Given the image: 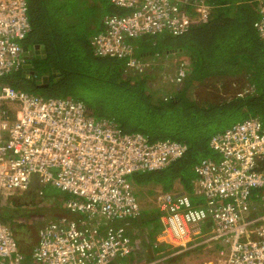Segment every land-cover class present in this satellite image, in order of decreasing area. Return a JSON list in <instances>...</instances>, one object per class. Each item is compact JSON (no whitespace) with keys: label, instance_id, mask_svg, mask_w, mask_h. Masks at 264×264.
I'll return each mask as SVG.
<instances>
[{"label":"built area","instance_id":"1","mask_svg":"<svg viewBox=\"0 0 264 264\" xmlns=\"http://www.w3.org/2000/svg\"><path fill=\"white\" fill-rule=\"evenodd\" d=\"M256 1L254 27L264 41V0ZM110 2L123 13L103 16L90 40L94 54L121 59L139 74L152 66L135 55L134 39L180 35L206 22L211 9L204 0ZM29 31L26 0H0V77L22 68L21 41ZM187 67L181 58L170 81L180 83ZM208 143L217 159L193 166L195 200L183 192L154 194L159 241L184 253L214 248L210 264H264V194H253L264 189V126L247 117ZM186 150L181 141L123 132L114 119L94 118L80 100L0 85V205L12 189L25 192L36 183L41 198L49 184L67 193L61 208L68 213L37 229L27 257L0 218V264H156L159 257L128 262L127 225L141 214L129 177L163 169Z\"/></svg>","mask_w":264,"mask_h":264},{"label":"trees","instance_id":"2","mask_svg":"<svg viewBox=\"0 0 264 264\" xmlns=\"http://www.w3.org/2000/svg\"><path fill=\"white\" fill-rule=\"evenodd\" d=\"M204 1L211 6L206 22L192 23L180 35L160 33L132 41L135 55L142 59L149 53L165 57H171L168 55L172 53L187 56L189 62L182 81L177 85L170 82V86L164 87L154 85L155 79H152L157 70L139 74L127 70L121 59L95 55L88 35L76 31L78 23L65 20V0H50V3L47 0H26L30 31L21 44L41 45L47 61L52 57L48 51L58 45L72 49L68 40L71 35L82 53L78 48L64 49L59 56L66 57L69 66L63 65L64 60L57 61L55 70L62 77L54 73L50 77H57L56 80L49 77L46 86L38 87L26 81L21 75L22 68L0 77V85L7 84L44 97L80 100L94 118L114 119L123 132H140L150 140L184 142L187 146L184 155L165 168L136 172L129 178L132 187L155 184L163 191L174 190L172 187L177 183L180 186L178 191L194 199L196 175L193 166L202 158L217 159V154L209 147L210 137L247 117H258L264 126V41L254 27L258 17L257 1ZM53 4V9L49 10ZM104 13L121 14L123 10L109 2ZM179 56L176 63L181 59ZM69 62L75 67L71 68ZM74 84L104 85L108 88L104 100L109 103L83 100L68 91ZM215 113L225 116L228 121L219 129L207 131L206 126L216 117ZM262 193V188L253 190L254 195ZM255 198L259 201L258 197ZM257 207L262 210L259 203ZM0 214L6 215L7 211L2 209ZM13 214L22 216L21 213ZM157 217L143 219V223ZM24 253L27 257V249Z\"/></svg>","mask_w":264,"mask_h":264},{"label":"rangeland","instance_id":"3","mask_svg":"<svg viewBox=\"0 0 264 264\" xmlns=\"http://www.w3.org/2000/svg\"><path fill=\"white\" fill-rule=\"evenodd\" d=\"M87 1L88 0H65V20L70 21L73 24L78 23L77 25H75L77 32L78 30H80V28L84 27L85 21H87V24H89L91 28L94 27L97 24L101 15L104 14L106 7L109 4L108 0H99L100 2L98 4H89L87 3ZM69 30L70 28L68 27L67 31ZM69 36L70 38H68V40H70L72 49L65 48L62 45H58L57 47H54L50 51H48L52 55L51 59L46 61L45 59L41 58L35 63L37 64V69H39L38 72L45 71L47 73L48 81V78L54 73L57 74V77H62L58 74V71L55 70V63L57 61L64 60L66 62H64L63 65L69 66L67 58L59 56L60 54H63L64 49H67L69 51L73 50L74 48H78V52L82 53L81 49L79 48L80 45L76 43V39L72 38L73 36L71 35ZM57 37L58 36H56V38ZM151 41L152 40H149V43H151ZM170 55L172 56L171 58L169 57V60L165 56H158V54H156L155 56H158L157 63L164 58L166 59V65L168 64L167 62L170 61L167 67L168 69L165 70L157 68L156 64L151 63L150 61V65L152 66L153 70L151 69L149 72H154L155 70H158L156 77L154 76V78L152 79L153 81L155 79V86L162 85L164 87H168L171 84L170 76L174 75L176 68V54L172 53ZM70 66L71 68L75 67V64L70 63ZM57 77L50 78L53 81ZM173 85L177 84L173 82ZM68 91L72 92L78 97H81L83 100L89 103H98L99 101H105V104L109 103L108 101L104 100L103 96L104 94H107L108 88L101 84L98 87L74 84L69 87ZM215 114L216 117L209 120L210 122H208L206 126L207 131L219 129L223 126L225 122L228 121L225 116L221 117L219 113ZM132 188L134 194L136 193L135 196L140 204L142 213L137 219L129 221L127 225V233L132 239V254L134 251V254L129 258L128 262H143L159 257L158 259L160 260L156 264H210L209 262H213L214 259H216V253L214 248L201 247L199 249L191 250L185 253L175 251V249L171 247H167V249L161 248L158 251L154 250L153 230L154 228L159 229L161 223L159 219L155 221L150 220L149 223H143V219H148V217H151L152 215L156 216L155 213L157 212V209L155 208L154 194L161 193L163 190L160 188L159 185L155 184H142L136 188ZM172 188L174 190H170L167 192L178 191V189H180V186L175 183ZM42 191V199L37 197H28V201L31 200L30 203H27L26 199H24L25 196L23 195V192L17 189H12L6 193V195L9 196L18 195L17 197H20L18 198L19 203H17L16 206L12 203L11 199H9L10 207L8 209L11 214L15 212L22 214V216L17 215V221L20 220V222H26V224H23V226L26 225V228H23L24 232L26 233L23 238H21V236L23 235H21L19 233V230L17 229L19 228V225H17L18 222H16V228L15 231H13L15 237L21 238L22 241H20V243L26 249H28L27 247H30L31 244L35 242L36 231L40 226L48 223L51 220H54L59 215L68 214L63 208H61L62 200H65V198L67 197V193L65 191H61L60 189L55 188L49 184L45 185L42 188ZM0 218L3 221H7L10 226L12 225V222L9 220L10 218L8 219L7 215L0 214ZM152 225L154 228L152 227ZM168 253H170V255L162 258L163 255Z\"/></svg>","mask_w":264,"mask_h":264},{"label":"crops","instance_id":"4","mask_svg":"<svg viewBox=\"0 0 264 264\" xmlns=\"http://www.w3.org/2000/svg\"><path fill=\"white\" fill-rule=\"evenodd\" d=\"M49 3H50V0H47ZM57 2V1H56ZM56 2H54V3H56ZM100 1L99 0H88L87 1V3H89V4H93V3H95V4H98ZM109 2H110V0H109ZM111 3V2H110ZM112 4V3H111ZM53 7H54V4L51 6V8L49 9V10H52L53 9ZM105 15V13L104 14H102L101 15V17L99 18V20H98V22H97V24L94 26V27H92L91 28V26L89 25V24H87V21H85L84 22V27H82V28H80V30L83 32L82 34L83 35H88V39H89V41L91 40V38H92V36L94 35V34H96L99 30H101L102 29V18H103V16ZM85 33V34H84ZM145 47V46H144ZM143 47V48H144ZM144 50H147L146 49V47L144 48ZM149 53V52H148ZM156 56V54H154V55H151L150 53L149 54H147V55H145L144 57V59L148 62V64H150V61H151V63H155L156 64V67L157 68H159V69H162V70H165V69H168L167 67H168V65H169V63H170V61H168L169 63L166 65V63H165V61H166V59L164 58V59H162L160 62H158L157 63V59H158V56L157 57H155ZM168 56H172V55H168ZM178 54L176 55V60L178 59ZM183 57H186V61H187V63L189 62V59L187 58V56L185 55V56H179V58H183ZM171 58V57H170ZM167 59L169 60V57H167ZM176 66H177V63H176ZM23 71V70H22ZM157 72H158V70H157ZM36 186H37V184L35 183L34 185H31V187L28 189V190H30L31 189V191H32V194H31V197H37L38 198V195H37V193H36ZM175 192H180V190L179 191H174L173 193H175ZM24 193V192H23ZM18 195H13V196H7L6 197V199H5V202H3V204H1L0 205V211L2 210V209H4V210H6L7 211V214L6 215H8V219L12 222V232L14 231L13 229H14V226H16V222H18V224L17 225H19L18 227H19V233L21 234V235H23V236H21V238H23L24 237V235H26V233L24 232V230H23V228H26V225H24L23 226V224H26V222L24 223V222H20V220L19 221H17V219H16V217L17 216H14V214H11L10 213V211H9V207H10V200L9 199H11V201H12V199L13 198H18L17 197ZM195 194H194V200L196 199L195 198ZM31 202V200L30 201H28L27 200V203H30ZM139 203V202H138ZM15 206L17 205V203L16 204H14ZM140 205V204H139ZM156 208V207H155ZM141 209V208H140ZM141 213H142V211H141ZM156 214V216L158 215V213L156 212L155 213ZM11 215V216H10ZM152 216H154V215H152ZM151 216V217H152ZM159 218L157 217V219H154V220H152V221H155V220H158ZM7 222V221H6ZM152 227H153V225H152ZM161 227L162 226H160L159 227V229H155L154 231H153V233H154V235H153V239H154V244H153V249L155 250V249H167V247H172L173 245H174V243L172 242V244H169V243H165V244H163L162 242H160L159 241V231H160V229H161ZM16 228V227H15ZM154 228V227H153ZM151 235H152V232H151ZM16 238V240L18 241V244H19V247L21 248V250L24 252V249H26L21 243H20V241H22L21 240V238L20 237H15ZM36 241V240H35ZM35 243V242H34ZM160 247V248H159ZM173 248V247H172ZM199 248H201V247H199ZM198 248V249H199ZM203 248V247H202ZM207 248V247H206ZM193 250H195V249H193ZM187 252H189V251H187ZM133 254H134V251H133ZM132 254V255H133ZM133 259V258H132Z\"/></svg>","mask_w":264,"mask_h":264},{"label":"flooded vegetation","instance_id":"5","mask_svg":"<svg viewBox=\"0 0 264 264\" xmlns=\"http://www.w3.org/2000/svg\"><path fill=\"white\" fill-rule=\"evenodd\" d=\"M24 43L25 42H22V44H21V47L24 45ZM34 56H39L38 57V59H35L34 58ZM39 59H41V53L40 52H38V53H36V54H33V57H31V58H29V59H25L24 58V62H23V64L24 63H29L30 65H31V69L32 70H34V71H36V73L34 74H32V76H30V72H22L21 73V75H22V77L23 78H25V80L26 81H28V82H32L33 84H35L36 86H38V87H41V86H45L43 83H41V82H38V83H36L35 81L36 80H39L40 79V77L42 76V75H47V73L45 72V71H40V73L38 72V70L39 69H37V64H35L36 62H33L34 60H36V61H38ZM35 64V65H34ZM38 75V76H37ZM48 76V75H47ZM56 80V79H55ZM49 82V81H48ZM31 194H32V191H31V189L30 190H27V191H25L24 193H23V195L25 196V198L24 199H26V201L28 200L27 198L28 197H31ZM18 198H20V197H18ZM18 198H13L12 199V203L13 204H16V203H19V199ZM19 229V228H18Z\"/></svg>","mask_w":264,"mask_h":264},{"label":"water","instance_id":"6","mask_svg":"<svg viewBox=\"0 0 264 264\" xmlns=\"http://www.w3.org/2000/svg\"><path fill=\"white\" fill-rule=\"evenodd\" d=\"M38 52H40L41 53V58H45V55H44V50H43V48H42V46L41 45H39V44H34V45H32L31 47L29 46V45H23L22 46V53H23V56H24V58L25 59H29V58H31V57H33V54H36V53H38ZM38 57L39 56H34V58L35 59H38ZM22 69H23V71L22 72H30V76H32V74L34 73H36V71H34V70H32L31 69V65L29 64V63H24L23 65H22ZM55 80V79H54ZM36 83H38V82H41V83H43L45 86L47 85V83H48V80H47V75H42L41 77H40V79L39 80H36L35 81ZM195 93H196V91H195ZM263 167V166H262ZM261 168V167H260ZM31 185H33V183L31 184ZM11 229H12V226H11ZM25 264H30L28 261H25ZM109 264H112L111 262L109 263Z\"/></svg>","mask_w":264,"mask_h":264},{"label":"bare ground","instance_id":"7","mask_svg":"<svg viewBox=\"0 0 264 264\" xmlns=\"http://www.w3.org/2000/svg\"><path fill=\"white\" fill-rule=\"evenodd\" d=\"M138 196V195H137Z\"/></svg>","mask_w":264,"mask_h":264}]
</instances>
